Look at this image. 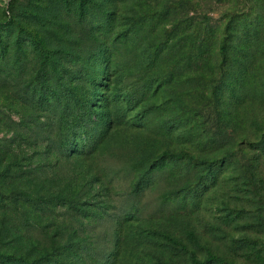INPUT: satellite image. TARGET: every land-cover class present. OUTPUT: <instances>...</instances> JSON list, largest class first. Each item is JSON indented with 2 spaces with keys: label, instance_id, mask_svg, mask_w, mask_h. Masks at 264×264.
I'll list each match as a JSON object with an SVG mask.
<instances>
[{
  "label": "rangeland",
  "instance_id": "rangeland-1",
  "mask_svg": "<svg viewBox=\"0 0 264 264\" xmlns=\"http://www.w3.org/2000/svg\"><path fill=\"white\" fill-rule=\"evenodd\" d=\"M235 12L264 0H0L1 253L264 264V32L251 82L225 91ZM204 14L216 43L193 41Z\"/></svg>",
  "mask_w": 264,
  "mask_h": 264
},
{
  "label": "trees",
  "instance_id": "trees-1",
  "mask_svg": "<svg viewBox=\"0 0 264 264\" xmlns=\"http://www.w3.org/2000/svg\"><path fill=\"white\" fill-rule=\"evenodd\" d=\"M105 15H109V12L105 11ZM209 14L201 15V18H197L194 16L193 22H195L194 27V37L193 41L197 42L199 40H203L205 36H208L211 38H214L215 31L214 29L216 26H213L210 22L211 17L208 16ZM215 27V28H214ZM5 28V27H4ZM227 28L230 29V38H227L228 41L220 40L217 42V40L214 38V43L217 42V48L218 52V60L220 56L219 67L226 66V71L228 73V82L225 83L224 90L228 91L231 88L237 85L242 84L243 81L251 82V74L250 68L255 64V58L257 56V51H259V48H257L259 43V38L262 32H264V16L259 17L258 14L252 15V13H244V12H235L230 15L228 18V25ZM199 43L195 46L191 47V52L194 56V64H197L201 66L203 62L201 60L203 59V54H205L204 51H201L199 49ZM254 69V67H253ZM107 72H105L106 75ZM48 87L43 86L42 91L37 90L35 92V95L32 96L36 102L39 104H44L45 96L44 93L47 94ZM45 94V95H46ZM37 95V96H36ZM54 98H57L59 102H63L64 107L67 106L66 102H70L72 100L71 95L66 94L63 96H58L56 94H53ZM128 99L129 103L135 104L137 101L141 100V95L137 94V92H129L128 93ZM90 100V99H89ZM92 101V100H90ZM89 105V103H88ZM90 106V105H89ZM68 110V109H67ZM70 113V111H68ZM90 110H88L87 115H89ZM73 115V118H76V123L81 125V129H83V136L85 137L84 145H88L90 147L89 152L95 150L96 146L103 141L104 134L103 132L100 134V131H95L93 125L92 127H87L84 122L81 123L79 121V118L76 114ZM90 116V115H89ZM78 118V120H77ZM92 119V118H90ZM75 121V120H74ZM74 123V122H72ZM94 124V122H92ZM97 134V135H96ZM89 137V139H87ZM89 140L90 142H87ZM94 140V141H93ZM88 146L84 149H88ZM88 152V153H89ZM218 161V160H215ZM214 161V162H215ZM145 176L142 177L139 182H137V186L139 184L142 185V188L145 184ZM141 188V189H142ZM28 200L31 201L33 205H37L35 199L29 198ZM61 257H55V256H49L46 252L39 254V256H36L35 258L31 257H24L17 255L14 252H8V253H1L0 252V264H63ZM99 264H115L113 263V259H108L107 261L103 260ZM202 264V263H199Z\"/></svg>",
  "mask_w": 264,
  "mask_h": 264
}]
</instances>
